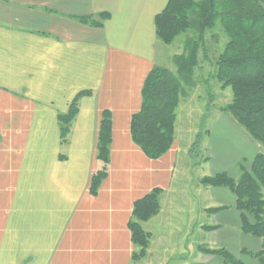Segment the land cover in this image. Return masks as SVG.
<instances>
[{
	"label": "crops",
	"instance_id": "0c3cea01",
	"mask_svg": "<svg viewBox=\"0 0 264 264\" xmlns=\"http://www.w3.org/2000/svg\"><path fill=\"white\" fill-rule=\"evenodd\" d=\"M166 3L0 0V264H196L185 260L183 242L197 231L205 247L225 249L237 260L226 263L200 251L199 264H259L247 252L259 251L263 241L241 230L230 190L195 191L196 213L205 219L194 221L172 192L178 142L153 160L131 140L143 83L164 55L154 16ZM101 12L108 14L101 26L79 20ZM80 92L86 93L62 142L57 115ZM104 109L112 117L109 163L91 195ZM218 118L231 130L234 148L216 136L206 141L207 159L216 156L211 175L237 179L264 148L229 115ZM154 188L162 190L160 211L142 222L154 245L134 260L128 228L133 202ZM178 247L177 263L171 253L157 255Z\"/></svg>",
	"mask_w": 264,
	"mask_h": 264
},
{
	"label": "trees",
	"instance_id": "16d2710c",
	"mask_svg": "<svg viewBox=\"0 0 264 264\" xmlns=\"http://www.w3.org/2000/svg\"><path fill=\"white\" fill-rule=\"evenodd\" d=\"M107 18L108 14L101 12L81 16L79 20L91 26H101ZM216 22H219L228 41L214 60L212 75L221 88L229 87L231 90V100L219 109L232 117L248 137L264 148V0H167L165 7L154 16L157 39L170 45L181 34L192 32L194 35L185 36L182 51L173 55L174 70L159 65L151 68L141 89L140 108L131 116V140L149 159L160 158L174 143L180 96L195 85L194 71L199 64V53L206 55L205 31ZM84 93H78L67 111L57 115L62 142H65L77 114L78 99ZM207 95L210 101L211 94L207 92ZM111 141V112L104 109L96 147L99 167L91 176V195L98 193L107 176ZM199 183L224 187L235 195L241 230L263 241L259 251L247 253L254 256L259 264H264V153H257L250 168L242 171L237 179L226 172H217L201 177ZM161 193L160 188H154L133 202L128 228L137 248L132 255L134 260L146 255L150 234L143 229L142 222L160 211ZM217 209L220 208H213ZM198 250L218 255L226 263H237L225 249L200 245Z\"/></svg>",
	"mask_w": 264,
	"mask_h": 264
},
{
	"label": "rangeland",
	"instance_id": "374dc122",
	"mask_svg": "<svg viewBox=\"0 0 264 264\" xmlns=\"http://www.w3.org/2000/svg\"><path fill=\"white\" fill-rule=\"evenodd\" d=\"M192 35H194L192 32L181 34L170 45H165L159 41V46L164 48L163 58L158 62L161 64L159 66L174 70L171 56L180 53L183 49L185 36L190 37ZM227 41L228 37L219 22H216L211 29L205 31L204 48L206 55L202 56L199 53V64L194 71L195 85L187 88L186 93L180 96L176 108L174 141L178 142L179 151L174 170L172 192L178 196L181 206H185L184 202H186V213L194 221L196 219V222L204 221L205 217L196 213V207L192 201L193 195L195 191L204 189V186L199 183L200 178L209 176L216 171L214 170L216 156H213L212 159L206 157L207 153L204 149L206 141L216 136L219 140H223L226 146L229 143V149L234 148L229 139L231 130L218 118L223 114L228 116V114L221 112L219 108L231 100V90L229 87L221 88L220 83L212 75L215 69L214 60ZM207 92L211 94V103ZM176 238H178L177 235ZM203 241V234L199 231L191 234L185 242L179 237V244L186 243L187 248L183 256L187 263H200L203 256L198 250V246H204ZM149 244L151 249L154 245L151 239H149ZM179 247L172 249V251L164 252L163 250L158 254L156 252V254H163L164 257V255L171 253L172 260L177 263L179 262L178 255H180ZM151 252L154 257L153 253L155 251Z\"/></svg>",
	"mask_w": 264,
	"mask_h": 264
}]
</instances>
